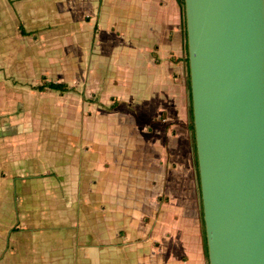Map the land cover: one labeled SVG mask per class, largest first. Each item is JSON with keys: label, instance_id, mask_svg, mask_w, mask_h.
Segmentation results:
<instances>
[{"label": "crops", "instance_id": "crops-1", "mask_svg": "<svg viewBox=\"0 0 264 264\" xmlns=\"http://www.w3.org/2000/svg\"><path fill=\"white\" fill-rule=\"evenodd\" d=\"M186 44L179 0H0V264H208Z\"/></svg>", "mask_w": 264, "mask_h": 264}, {"label": "water", "instance_id": "water-1", "mask_svg": "<svg viewBox=\"0 0 264 264\" xmlns=\"http://www.w3.org/2000/svg\"><path fill=\"white\" fill-rule=\"evenodd\" d=\"M208 264H264V0H184Z\"/></svg>", "mask_w": 264, "mask_h": 264}, {"label": "rangeland", "instance_id": "rangeland-1", "mask_svg": "<svg viewBox=\"0 0 264 264\" xmlns=\"http://www.w3.org/2000/svg\"><path fill=\"white\" fill-rule=\"evenodd\" d=\"M18 84L19 83H13V86L19 88ZM24 84H27V83H22L23 87H24ZM36 84H38V82H36ZM29 88L31 89V87H29ZM5 89L7 90L8 88L7 87H1V90L5 91ZM87 89H88V87H87ZM35 93H36L35 96H28L29 97L28 100H29V104H30V100L32 101V104L36 107V109H38V113L35 112L34 110H32L31 114L29 113L28 121L30 123L32 122V123L40 124L41 128H43L41 124H45V123L51 124L54 120H56L58 115L62 119V116L64 114H62V113L59 114L57 111H55L54 108H56L57 106L68 107L70 104H74L75 98H76V101L78 100V95H75V94L70 95V96L74 97V98H71V97H68L69 96L68 94L59 95L58 93H52V92L41 94V93H38V91ZM57 113H58V115H57ZM1 115H3V116H1ZM8 116H11V115H9V114L4 115L3 112L0 113L1 118H8ZM16 116H18V115H16ZM4 120H6V119H2L1 121L5 122ZM43 130H45V129L44 128L41 129L42 132H43ZM10 132L13 133L14 131H10ZM34 132H38V131L35 130V131H33V133ZM7 135H8V133H7ZM28 165H29V167L32 165L35 166L34 164H30V163ZM13 196H14V194H13ZM20 212H21V209L18 207L17 214ZM13 218L16 219V216L14 215ZM18 219L19 218H17L16 220H18ZM15 228H17V227H13V229H15ZM0 231H1V233H3V235L0 233V248H3V251H4L5 247L8 246L7 239H9V236L12 232L11 231H4L3 227H0ZM5 232H7V234H5Z\"/></svg>", "mask_w": 264, "mask_h": 264}, {"label": "trees", "instance_id": "trees-1", "mask_svg": "<svg viewBox=\"0 0 264 264\" xmlns=\"http://www.w3.org/2000/svg\"><path fill=\"white\" fill-rule=\"evenodd\" d=\"M179 2H180V5H181V8H182L183 16L185 18V14H184V0H179ZM186 46H187V44H186ZM187 63H188V54H187ZM188 84H189L188 88H189L190 117H191L190 127H191V130L193 132V138H194V126H193L192 107H191L189 69H188ZM35 88L40 90V91L45 90L46 88L51 89V90H57L59 92H65V91H69L70 90V88L65 83H59V82H46V83H43L41 85L36 86ZM194 143H195V140H194ZM197 177H198V184H199V175H198V173H197ZM204 242H205V250H206V254H207V245H206L205 232H204Z\"/></svg>", "mask_w": 264, "mask_h": 264}]
</instances>
